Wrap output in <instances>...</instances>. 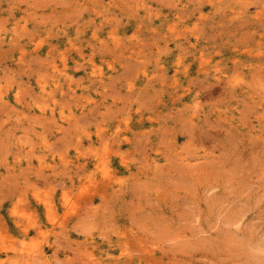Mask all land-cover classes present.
Wrapping results in <instances>:
<instances>
[{
  "label": "rangeland",
  "instance_id": "1",
  "mask_svg": "<svg viewBox=\"0 0 264 264\" xmlns=\"http://www.w3.org/2000/svg\"><path fill=\"white\" fill-rule=\"evenodd\" d=\"M0 264H264V0H0Z\"/></svg>",
  "mask_w": 264,
  "mask_h": 264
}]
</instances>
